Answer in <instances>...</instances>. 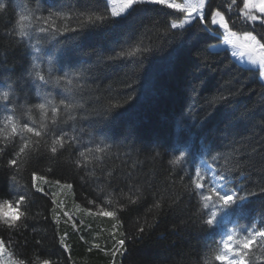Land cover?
I'll use <instances>...</instances> for the list:
<instances>
[{
  "label": "trees",
  "instance_id": "trees-1",
  "mask_svg": "<svg viewBox=\"0 0 264 264\" xmlns=\"http://www.w3.org/2000/svg\"><path fill=\"white\" fill-rule=\"evenodd\" d=\"M0 3V204L25 196L19 219L0 217V264H226L228 236L264 228V81L212 47L218 26L171 29L184 15L155 4L113 17L107 0ZM212 3L233 32L264 35L239 0ZM213 188L255 195L206 225ZM249 257L264 264L259 241Z\"/></svg>",
  "mask_w": 264,
  "mask_h": 264
},
{
  "label": "snow or ice",
  "instance_id": "snow-or-ice-1",
  "mask_svg": "<svg viewBox=\"0 0 264 264\" xmlns=\"http://www.w3.org/2000/svg\"><path fill=\"white\" fill-rule=\"evenodd\" d=\"M111 7V15L113 17H120L128 12L129 9H131L134 5H140V4H155V5H162L169 9H174L178 13H181L184 15V19L180 23H171L170 27L171 29H185L188 31V27L186 26L192 25L193 23L199 27L203 28L206 27L207 24H213L218 25L217 33L220 32V30H223L224 33V40L232 44L233 47L237 46V40L233 39L236 37V33L232 31V29L229 26V23L227 20H225L224 15L219 11H214V5L212 3V0H198L196 3L192 2H185V3H175L172 2V0H109ZM233 3L235 4V0H233ZM239 5H242L240 7ZM239 5H237V8L240 12L243 13V17L245 22L247 21H260L262 24H264V0H239ZM5 5L3 3H0V10L4 9ZM21 19H24L21 17ZM43 30V29H42ZM67 31V30H66ZM72 31H76L73 29ZM243 39L245 41H250L253 43L254 47L250 50L254 51L255 46H258L261 50H264V43L261 41H264V35H261L260 39H257L256 35H253L251 32L245 33L243 36ZM249 53V58L252 59L251 54ZM245 53L241 52L240 55L243 56ZM68 51L63 53V56H68ZM112 59V58H109ZM262 64H264V57L261 58L260 61ZM143 67V65H141ZM40 79L43 80L44 77L40 76ZM71 81H69L70 83ZM128 87L132 88V85H128ZM134 92V90H133ZM134 96L129 94L127 97V100L125 101V104H128L131 100H133ZM0 99L8 100V93L5 92L3 94V97H0ZM221 99H224L227 101V97H221ZM64 107L72 108V104H65ZM112 108L120 109L123 107L120 104L111 105ZM38 108L41 111L46 110V104L40 103L38 105ZM52 113H53V121L55 123V114L59 111V109L55 106L52 107ZM15 131V129H13ZM21 132L32 134L37 138H41L42 132H44V129L37 130L34 127H29L28 124H23L21 126ZM47 135L48 132H45ZM67 135L66 133L61 134L58 136V139L56 142H54V145L51 147L50 151L51 153L55 154L57 153V147L55 146V143H59L60 147H65L63 142V136ZM38 148V141L36 144ZM26 149H28V144L24 143L22 146L19 147L17 155L21 153H25ZM83 155V153H81ZM12 165L17 164L16 159H12L10 161ZM196 181L195 186L197 189H202L203 184L200 183L201 173L199 171H196L195 173ZM33 175V180H43V177L36 176L35 173ZM220 180V187L223 188L224 184L226 182L225 176L221 175L219 177ZM39 191L43 192V188H38ZM213 196H205V207H210V214L209 218L204 221L206 225H215L216 220L220 212L230 207L231 205L235 204L237 201H242L247 199L250 196L255 195V193L249 192L247 196H241L235 191H229V192H223L217 191L216 188L211 189ZM261 193H264V188H261ZM25 201V196L20 195L19 199L16 201V204H8V208L12 209L13 207L19 206L21 203ZM100 215L106 216V217H115L117 213L115 211H102L99 213ZM5 216H7L11 221H16L19 219V216L15 213L9 214L8 212L4 213ZM22 215V214H21ZM259 241V243L264 246V228L256 229L254 230L249 236H244L240 240H237L233 242V237L228 236L227 240L224 242V252L222 255H218L215 257L216 260L219 261H226V264H248L249 253L252 247L256 245V242ZM63 243V241H61ZM120 246H123L125 244V241L123 239L119 240L117 242Z\"/></svg>",
  "mask_w": 264,
  "mask_h": 264
},
{
  "label": "rangeland",
  "instance_id": "rangeland-1",
  "mask_svg": "<svg viewBox=\"0 0 264 264\" xmlns=\"http://www.w3.org/2000/svg\"><path fill=\"white\" fill-rule=\"evenodd\" d=\"M107 1L109 3L110 9H111L112 5L110 4L109 0H107ZM172 2H175V3H185V2L196 3V2H198V0H182V1L172 0ZM183 19H184V17H183ZM182 20L174 21V22L180 23ZM216 26H218V25H216ZM221 32H222V40L218 43L213 44L212 47L214 49H220V48H224V47L230 49L233 57L238 62H240L241 64L246 65V66L258 68L260 70V73H261L260 74L261 79L264 81V64H262L260 62L261 58L264 57V50H261L258 46H255V50L251 51V53H250V50L254 47L253 43L250 41H245L243 39L244 34H237V33H236L237 34L236 37L233 38V39L237 40V46L233 47L232 44H229L224 40V33H223L222 29H221ZM241 52H244L245 54L243 56H241L240 55ZM249 53L251 54L252 59L249 58ZM5 212L12 214V213H15V209L14 208L9 209L8 204H0V217H1V219L7 221L8 223L13 222L7 216L4 215Z\"/></svg>",
  "mask_w": 264,
  "mask_h": 264
}]
</instances>
